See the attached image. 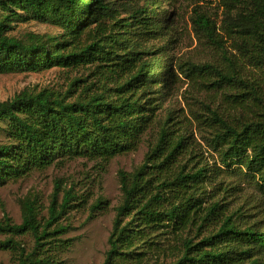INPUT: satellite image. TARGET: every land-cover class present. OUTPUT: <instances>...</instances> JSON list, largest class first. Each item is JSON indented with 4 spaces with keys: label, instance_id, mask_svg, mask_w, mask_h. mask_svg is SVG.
Instances as JSON below:
<instances>
[{
    "label": "trees",
    "instance_id": "obj_1",
    "mask_svg": "<svg viewBox=\"0 0 264 264\" xmlns=\"http://www.w3.org/2000/svg\"><path fill=\"white\" fill-rule=\"evenodd\" d=\"M162 1L0 0V75L40 73L55 67L88 73L64 93L24 91L0 103V123L7 125L9 139L0 145V186L64 161L110 162L136 150L173 75L169 70L164 77L162 57L152 61L154 51L145 47L166 37L170 27L161 13ZM204 1L223 4L229 29L264 53V0ZM194 13L195 30L221 46L211 15L202 9ZM32 22L61 31L58 35L29 33L24 38L12 35L17 26ZM223 78L256 93L254 85L241 78ZM214 120L220 127L216 142L223 146V163L246 167L252 177L259 175L264 188V119L241 126L219 116ZM181 145L182 141L176 148ZM159 151L156 148L134 172L119 173L123 202L116 209L103 264H143L148 245L160 231L178 233L190 225L202 229L215 223L217 229L200 241H183L180 255L171 264H264V231L241 226L235 213L226 215L217 202L203 208L205 198L197 197L209 178L203 169L157 179L153 170L161 172L167 164L153 163ZM59 188L47 217L40 216L37 199H27L22 201V224L8 218L0 221V233L11 235L1 248L16 253L15 264H60L58 254L70 248L72 240L61 239L67 228L60 222L77 207L79 198L70 189L60 201ZM25 234L35 240L32 251L15 240Z\"/></svg>",
    "mask_w": 264,
    "mask_h": 264
},
{
    "label": "rangeland",
    "instance_id": "obj_2",
    "mask_svg": "<svg viewBox=\"0 0 264 264\" xmlns=\"http://www.w3.org/2000/svg\"><path fill=\"white\" fill-rule=\"evenodd\" d=\"M199 8L217 23L221 46L195 30L192 18ZM161 10L167 26L170 25L166 37L145 47L154 51L155 56L149 57L152 61L162 57L163 76L167 77L169 70L173 75L165 90L167 95L158 103L160 108L141 135L136 150L110 162L88 158L64 161L0 186V221L8 218L16 225L23 222L22 201L37 199L40 216L47 217L57 186H60V201L66 190H74L78 205L60 222L67 228L61 239L72 240L70 248L58 254L60 264L105 262L116 209L123 202L119 173L134 172L159 147L161 151L152 157L153 163L165 161L167 164L161 172L153 170L157 179L203 169L209 176L197 196L205 198L203 208L217 202L226 215L235 213L241 226H257L264 231V188L259 175L252 177L242 165L227 167L223 163V146L216 142L220 127L214 120L219 116L241 126L264 119V53L240 33L229 29L225 23V7L219 2L162 1ZM60 31L32 22L17 26L12 35L24 38L29 33L58 35ZM194 65L201 69H193ZM87 74L86 70L55 67L40 73L0 75V103L24 91L37 94L49 89L64 93L74 80ZM225 75L249 82L256 93L238 83L226 82ZM6 127L0 123V145L9 142ZM180 141L182 145L176 148ZM217 227L215 223L202 229L190 225L178 233L160 231L155 234L152 245H148L143 264H171L180 255L183 241L198 242ZM10 238V234L0 233V264H15L16 253L1 248V243ZM15 240L27 251H32L35 244L30 234L15 236Z\"/></svg>",
    "mask_w": 264,
    "mask_h": 264
}]
</instances>
